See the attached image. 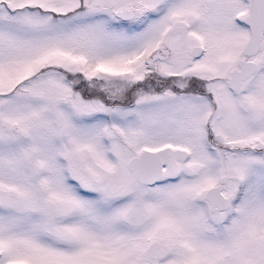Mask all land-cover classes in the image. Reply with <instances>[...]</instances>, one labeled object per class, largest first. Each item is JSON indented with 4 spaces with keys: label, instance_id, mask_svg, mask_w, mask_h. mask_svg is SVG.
I'll list each match as a JSON object with an SVG mask.
<instances>
[{
    "label": "snow or ice",
    "instance_id": "obj_1",
    "mask_svg": "<svg viewBox=\"0 0 264 264\" xmlns=\"http://www.w3.org/2000/svg\"><path fill=\"white\" fill-rule=\"evenodd\" d=\"M0 264H264V0H0Z\"/></svg>",
    "mask_w": 264,
    "mask_h": 264
}]
</instances>
